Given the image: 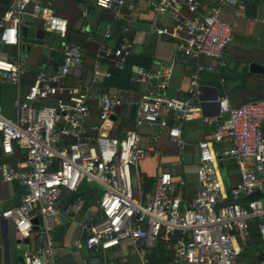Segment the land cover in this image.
<instances>
[{"label": "built area", "instance_id": "obj_1", "mask_svg": "<svg viewBox=\"0 0 264 264\" xmlns=\"http://www.w3.org/2000/svg\"><path fill=\"white\" fill-rule=\"evenodd\" d=\"M32 1L13 0L4 10L0 43H17L21 15ZM246 1L217 0L208 5L201 0H147L149 8L161 18L156 33L174 38L176 50L162 67L136 66L130 72L129 79L146 83L147 90L139 100L128 102L135 107L134 125L123 127L118 135L109 133L108 121L123 100L116 94L92 91V87L100 76H110L109 71L99 68L102 59L118 69L125 68L132 51L128 35L135 20L129 19L115 46L99 43L90 85L68 89L61 82L70 67L81 61V50L65 41L68 20L52 4L32 2L34 14L62 38V55L53 71H40L22 98H15L14 119L2 112L0 103L3 153H11L14 146L25 151L18 166L0 163V179L26 188L20 202L2 209L0 216L13 223L20 240L28 237L35 225L45 236L43 244L22 252L21 264H57L49 230L64 194L76 191L82 182L98 187L97 199L86 204L82 198L65 202L62 214L73 221L82 212L78 225L86 233L84 242L89 248L109 249L126 241L137 245L160 239L170 246L172 257L159 264H242L239 256L249 244L253 222L264 243V97L238 106H230L225 95L211 100L218 104V113L204 117L211 130L197 143L195 175L199 186L188 198L181 192L184 179L166 170L155 178L148 198H143L138 175L140 160L158 138L152 135L151 143L143 146L137 131L143 125L167 129L182 154L177 162L182 166V124L199 113L200 73L224 64V49L231 41V26L222 20L221 7L232 4L242 8ZM95 3L113 7L116 14L122 7H135L133 0ZM163 16L170 22L163 21ZM259 20L264 22V14ZM104 36H110V29ZM201 55L215 58L216 64H194L190 96L168 95L166 88L175 62ZM26 70L22 58H0V84L8 82L18 87ZM64 91H68L67 97ZM50 96L55 97L54 105H36L39 99ZM91 102L96 104L99 123L86 126L84 119L91 114ZM170 115L173 121L168 120ZM226 163L235 164L240 172V179L228 187L219 171V165ZM73 244L79 245L78 240ZM259 264H264V259Z\"/></svg>", "mask_w": 264, "mask_h": 264}, {"label": "crops", "instance_id": "obj_2", "mask_svg": "<svg viewBox=\"0 0 264 264\" xmlns=\"http://www.w3.org/2000/svg\"><path fill=\"white\" fill-rule=\"evenodd\" d=\"M12 1L7 3V0H0V17ZM38 1L52 4L57 12L68 20L65 41L77 45L81 50V61L70 67L61 82L68 89L85 88L90 85L95 52L99 43L104 42L108 46H115L130 18L142 24V27L128 35L132 41V51L126 69L118 70L102 59L99 62V68L102 71H109L110 76H100L97 84L92 87V91L116 94L123 100L121 104L115 106L108 121L111 122V128H109L111 135L120 134L123 127H133L135 107L128 102L139 100L147 90V84L130 80L126 73L131 72L136 66L151 69L162 67L173 58L176 50L174 38L158 35L155 31V26L160 22V16L149 8L147 0H133L135 7L133 9L122 7L119 14H116L113 7L99 6L95 0ZM201 1L208 5L217 2V0ZM32 2L28 4L23 14L31 15L35 18L36 26L50 31L45 22L34 14ZM83 11L86 12L85 15ZM263 14L264 0H247L242 8L232 4L222 5L220 16L231 26V41L224 49V64L217 66L215 70H205L200 73L199 113L184 120L182 124V139L185 144L181 167L177 165V162L182 154L180 155L177 143L169 138L166 128H159L156 125H143L137 128L143 146L151 143L152 135H158L156 142L147 149L145 156L138 164V175L142 182L140 192L143 198H148L155 178L164 170L169 171L175 178L184 179L185 184L181 192L186 198L198 188L199 184L195 175L197 143L211 130V126L206 123L204 117L218 113V105L211 101L212 99L225 95L230 106H238L264 97V22L259 20ZM162 19L170 22V19L165 16ZM24 21L21 18L20 25ZM107 29H110V36L105 38L104 32ZM61 55L60 44L56 57L49 59L53 63L49 64L41 60L42 54L39 47L26 48L19 37L16 44H2L0 58L8 56L22 58L27 64V70L20 85L16 86L15 98H22L23 93L40 71H53L61 61ZM196 62L202 65L216 64L215 58L203 55L198 59L177 60L166 88L168 95L179 98L190 96L191 73ZM252 64H256L257 67L250 68ZM4 94L0 84V101ZM63 94L67 97L69 93L64 91ZM55 102V97L50 96L39 99L36 105H54ZM90 108L91 114L84 119L86 126L99 123L95 102H91ZM225 115L226 113L221 114V117ZM168 120L173 121L172 115ZM24 158L25 151L22 147L14 146L11 153L5 154L0 144V163L6 161L12 166H18ZM219 171L227 187L240 179V172L233 163L220 164ZM25 190L26 188L18 182H4L0 179V211L18 204ZM66 196L67 193L64 194L58 207L57 218L49 230L58 256L57 264H159L171 259L170 246L160 239L140 242L137 245L126 241L109 249L95 250L87 247L84 242L86 233L78 225L82 212H78L73 221L62 214ZM75 240H78L79 245L73 244ZM44 241L45 236L39 231L37 225L33 227L28 237L20 240L13 223L0 216V264H21L22 252L34 249ZM262 244L264 245L263 242ZM248 245L241 254L245 251L250 252L252 258L253 256L255 258L254 250Z\"/></svg>", "mask_w": 264, "mask_h": 264}, {"label": "water", "instance_id": "obj_3", "mask_svg": "<svg viewBox=\"0 0 264 264\" xmlns=\"http://www.w3.org/2000/svg\"><path fill=\"white\" fill-rule=\"evenodd\" d=\"M21 18L25 21L19 27V40L26 46V48H29L30 46L39 47L42 54L41 60L50 64L52 60L49 59L56 57L62 38L53 31H48L36 26L35 18L29 14H22ZM140 27H142V24L137 22L131 26L132 30L139 29ZM1 46L2 43H0V49ZM256 67V64L250 65V68L255 69ZM1 88L5 93L0 101L2 112L7 117L14 119L15 107L13 106V103L16 97V86L13 83L3 82L1 83ZM34 221L37 222L36 219H34Z\"/></svg>", "mask_w": 264, "mask_h": 264}, {"label": "trees", "instance_id": "obj_4", "mask_svg": "<svg viewBox=\"0 0 264 264\" xmlns=\"http://www.w3.org/2000/svg\"><path fill=\"white\" fill-rule=\"evenodd\" d=\"M12 0H7V3H10ZM130 56V55H129ZM127 57V61H126V65L125 67L128 65V58ZM126 68L122 69L125 70ZM120 70V69H118ZM126 73V72H125ZM130 74V71H128V73ZM98 191V187L96 185L87 183V182H82L79 187L77 188L76 191L71 192L69 194H67L65 201L66 202H72L76 199L82 198L86 203H94L95 200L97 199V193ZM255 197V196H254ZM253 198V196L251 197ZM249 247H251L254 251H253V255L255 254V258L250 254V252H243L240 256H239V260L243 263V264H258V261L264 259V253L261 252L262 247L264 246L259 238V234H258V230L257 227L255 225V223L253 222L250 227H249Z\"/></svg>", "mask_w": 264, "mask_h": 264}]
</instances>
